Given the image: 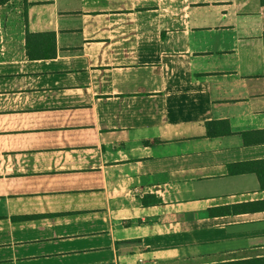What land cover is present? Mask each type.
Wrapping results in <instances>:
<instances>
[{"label":"crops","instance_id":"obj_1","mask_svg":"<svg viewBox=\"0 0 264 264\" xmlns=\"http://www.w3.org/2000/svg\"><path fill=\"white\" fill-rule=\"evenodd\" d=\"M263 33L264 0L1 2L0 264H264Z\"/></svg>","mask_w":264,"mask_h":264},{"label":"trees","instance_id":"obj_2","mask_svg":"<svg viewBox=\"0 0 264 264\" xmlns=\"http://www.w3.org/2000/svg\"><path fill=\"white\" fill-rule=\"evenodd\" d=\"M3 1H5V0H0V3L3 2ZM262 3H263V1H262ZM262 38H263V41H264V33L262 35ZM258 177H259V174H258Z\"/></svg>","mask_w":264,"mask_h":264}]
</instances>
